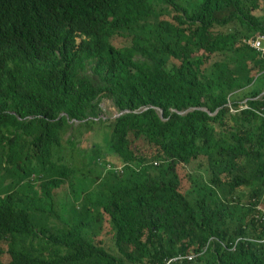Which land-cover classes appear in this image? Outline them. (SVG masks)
Segmentation results:
<instances>
[{"label": "trees", "instance_id": "trees-1", "mask_svg": "<svg viewBox=\"0 0 264 264\" xmlns=\"http://www.w3.org/2000/svg\"><path fill=\"white\" fill-rule=\"evenodd\" d=\"M262 31L264 0H0L9 264H264Z\"/></svg>", "mask_w": 264, "mask_h": 264}, {"label": "rangeland", "instance_id": "rangeland-1", "mask_svg": "<svg viewBox=\"0 0 264 264\" xmlns=\"http://www.w3.org/2000/svg\"><path fill=\"white\" fill-rule=\"evenodd\" d=\"M101 107L103 109V118L104 119H108V118H114L117 117V113L114 110L113 106L111 105V103L108 100H104L101 104ZM71 133H68L67 137H65V141L68 139V137L70 136ZM102 135V132H101ZM85 136V135H84ZM90 138H92V136H90ZM91 147L90 143H80V151H85L87 152V149H89ZM103 147V146H102ZM62 152V159L66 160V163L70 166H72V164L76 165L78 168H82V164L84 161V158L82 157V155L79 153H72V147L71 146H67L64 145L63 148L61 149ZM73 161V162H72ZM189 171V169H188ZM184 173H186V167H185V172H182V176H184ZM181 185H182V189L184 190L186 188V180L185 179H181ZM6 244H2V246H0V262L2 264H9L10 257L7 253V248L5 246Z\"/></svg>", "mask_w": 264, "mask_h": 264}, {"label": "built area", "instance_id": "built-area-1", "mask_svg": "<svg viewBox=\"0 0 264 264\" xmlns=\"http://www.w3.org/2000/svg\"><path fill=\"white\" fill-rule=\"evenodd\" d=\"M248 44L251 45V47L253 49H255L257 52H260L264 56V31L259 33L258 36L254 40L249 41ZM242 108H246V105L242 106ZM233 112H236V111L233 110ZM257 209L260 212L258 214V216H257L258 220L264 221V198H263L262 202L259 204ZM183 259L184 258H182V257H178V258L168 262V264H171V263H174V262H180ZM185 259L188 262H193L195 260V256H189V257H187Z\"/></svg>", "mask_w": 264, "mask_h": 264}, {"label": "water", "instance_id": "water-1", "mask_svg": "<svg viewBox=\"0 0 264 264\" xmlns=\"http://www.w3.org/2000/svg\"><path fill=\"white\" fill-rule=\"evenodd\" d=\"M262 95H264V93L262 94ZM203 110H205V111H207L206 109H203ZM159 112V115H160V117H162V115H163V112L162 111H158ZM183 115H185V114H183ZM63 116V115H62ZM117 117H120V115H118Z\"/></svg>", "mask_w": 264, "mask_h": 264}, {"label": "bare ground", "instance_id": "bare-ground-1", "mask_svg": "<svg viewBox=\"0 0 264 264\" xmlns=\"http://www.w3.org/2000/svg\"><path fill=\"white\" fill-rule=\"evenodd\" d=\"M208 235V234H207ZM209 239V238H208Z\"/></svg>", "mask_w": 264, "mask_h": 264}]
</instances>
